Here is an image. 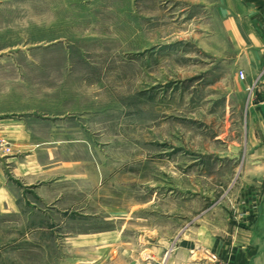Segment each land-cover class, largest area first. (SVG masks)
<instances>
[{"label":"rangeland","instance_id":"374dc122","mask_svg":"<svg viewBox=\"0 0 264 264\" xmlns=\"http://www.w3.org/2000/svg\"><path fill=\"white\" fill-rule=\"evenodd\" d=\"M187 1L0 0V120L70 141L0 214V264H120V237L238 208L237 167L219 159L250 113ZM16 153L0 133V158Z\"/></svg>","mask_w":264,"mask_h":264},{"label":"crops","instance_id":"0c3cea01","mask_svg":"<svg viewBox=\"0 0 264 264\" xmlns=\"http://www.w3.org/2000/svg\"><path fill=\"white\" fill-rule=\"evenodd\" d=\"M187 7L200 47L220 67L228 64L234 95L247 101L245 141L233 142L229 157L219 159L237 167L243 200L232 213L215 207L175 233L167 227L165 233L149 228L150 233L120 237V264H209L198 247L227 264H264V0H188ZM25 125L0 120V133L19 152L0 158V214L18 213L19 203L30 200L37 178L59 165V145L70 142L36 140Z\"/></svg>","mask_w":264,"mask_h":264},{"label":"built area","instance_id":"2783aa9c","mask_svg":"<svg viewBox=\"0 0 264 264\" xmlns=\"http://www.w3.org/2000/svg\"><path fill=\"white\" fill-rule=\"evenodd\" d=\"M239 77L241 80L245 79V73L243 71H239ZM197 251L203 252V254L206 256V260L209 262V264H227L223 262L218 255H216L213 252L208 251L207 249H203L202 247H198Z\"/></svg>","mask_w":264,"mask_h":264}]
</instances>
